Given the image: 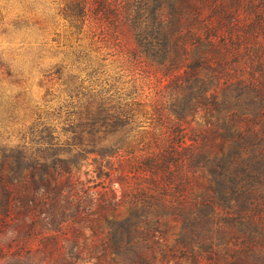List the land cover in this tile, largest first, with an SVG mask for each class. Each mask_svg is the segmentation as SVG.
I'll return each mask as SVG.
<instances>
[{
    "label": "trees",
    "instance_id": "trees-1",
    "mask_svg": "<svg viewBox=\"0 0 264 264\" xmlns=\"http://www.w3.org/2000/svg\"><path fill=\"white\" fill-rule=\"evenodd\" d=\"M61 3L75 35L133 39L137 80L166 77L178 94L112 152L90 141L116 158L100 181L77 174L84 135L127 124L76 123L50 155L0 130V264H264V0Z\"/></svg>",
    "mask_w": 264,
    "mask_h": 264
},
{
    "label": "rangeland",
    "instance_id": "rangeland-1",
    "mask_svg": "<svg viewBox=\"0 0 264 264\" xmlns=\"http://www.w3.org/2000/svg\"><path fill=\"white\" fill-rule=\"evenodd\" d=\"M61 2L0 0V130L11 145L24 144L29 154L50 155L70 148L76 123L108 122V129L127 124L125 131L84 135L87 149L93 150L82 154L87 159L77 174L100 181L99 165L108 169L107 162L116 158L105 159L100 145L90 141L102 140L103 149L112 152L111 143L134 137L135 132L127 130L149 125L153 113L169 108L178 92L160 75L137 80L133 39L113 37L106 42L109 34L88 25L75 35L76 29L60 15ZM41 16L50 21L45 31L36 23ZM133 100L144 106L136 117L132 109L138 105H128ZM18 264L32 263L28 258Z\"/></svg>",
    "mask_w": 264,
    "mask_h": 264
}]
</instances>
